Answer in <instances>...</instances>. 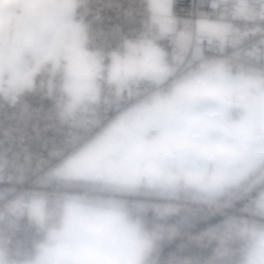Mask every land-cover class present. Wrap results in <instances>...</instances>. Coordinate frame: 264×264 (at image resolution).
Returning <instances> with one entry per match:
<instances>
[{"label":"snow or ice","instance_id":"1","mask_svg":"<svg viewBox=\"0 0 264 264\" xmlns=\"http://www.w3.org/2000/svg\"><path fill=\"white\" fill-rule=\"evenodd\" d=\"M0 264H264V0H0Z\"/></svg>","mask_w":264,"mask_h":264},{"label":"built area","instance_id":"2","mask_svg":"<svg viewBox=\"0 0 264 264\" xmlns=\"http://www.w3.org/2000/svg\"><path fill=\"white\" fill-rule=\"evenodd\" d=\"M110 2L112 4H117V3L124 2V0H110ZM194 2H195V0H179V4L181 7L191 6ZM106 16L110 18L108 21H106V23H113L117 19V12L115 10H108L106 12ZM107 99H109V98L108 97L105 98V101L103 102L104 105H106ZM92 115H93L92 113L86 114L84 116V118L81 121H79L78 123L82 125L88 119V117L92 116Z\"/></svg>","mask_w":264,"mask_h":264},{"label":"crops","instance_id":"3","mask_svg":"<svg viewBox=\"0 0 264 264\" xmlns=\"http://www.w3.org/2000/svg\"><path fill=\"white\" fill-rule=\"evenodd\" d=\"M108 125H106L105 127H107Z\"/></svg>","mask_w":264,"mask_h":264}]
</instances>
